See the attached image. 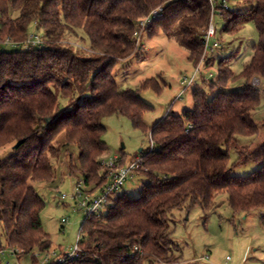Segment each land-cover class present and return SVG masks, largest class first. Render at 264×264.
Returning <instances> with one entry per match:
<instances>
[{"label": "trees", "instance_id": "16d2710c", "mask_svg": "<svg viewBox=\"0 0 264 264\" xmlns=\"http://www.w3.org/2000/svg\"><path fill=\"white\" fill-rule=\"evenodd\" d=\"M235 1L247 7L223 12V30L235 33L252 21L259 33L240 74L246 80L243 88L224 89L238 75L222 66V58L218 77L210 81L216 92L195 88L191 108L169 111L148 127L144 117L154 106L138 90L121 87L113 68L133 55L138 21L160 6L164 13L150 34L163 30L199 64L205 48V34L199 31L211 22L208 0H0V146L13 135L24 139L0 157L1 236L16 256L52 250L40 217L45 201L33 185L53 179L49 157L75 145L79 164L70 172H79L87 184L98 178L100 160L109 151L102 118L114 113L128 116L136 128L149 129L153 145L141 153L142 166L152 169L144 173L148 181L138 196L121 191L101 217H85L80 239L85 253L66 264H125L141 252L151 259L180 258L181 247L172 239V210L211 208L217 193L227 194L235 213L264 209V139L254 146L238 140L260 131L253 112L262 90L252 79L264 80V0ZM32 25L41 30L32 34L42 43L25 47ZM6 36L20 46L6 44ZM152 82L143 86L154 87ZM60 97L67 99L63 106ZM61 133L62 147L51 145ZM249 161L260 167L246 175L235 172ZM100 181L96 188L105 184L104 175ZM261 219L264 223V213ZM5 245L0 241V250Z\"/></svg>", "mask_w": 264, "mask_h": 264}, {"label": "rangeland", "instance_id": "374dc122", "mask_svg": "<svg viewBox=\"0 0 264 264\" xmlns=\"http://www.w3.org/2000/svg\"><path fill=\"white\" fill-rule=\"evenodd\" d=\"M246 7L243 3L231 1L232 10L244 11ZM212 22L216 34L210 39V46H213L215 41L219 46L208 51L204 48L199 64L189 58L188 50L181 46L176 38L167 37L161 29L151 35L149 31L155 30L154 25L140 27L137 24L140 29L137 31L138 35L134 33L135 51L129 58L117 62L113 68V76L121 87L138 90L142 98L154 106L144 117L148 127L169 111L180 113L191 108L195 88H203L208 95L216 92L218 89L212 90L210 81L218 77L222 58V66L230 67L238 75L224 89L235 91L243 88L246 80L240 74L250 59L253 45L259 41L257 28L249 21L235 33L224 31L227 20L220 13L214 15ZM207 28L199 32L205 34ZM34 32L41 33V30L32 25L30 33ZM7 38L9 36L2 39L6 42ZM70 40L71 43L76 42ZM76 44L87 48V44L82 41ZM151 79H154V87L143 86ZM258 86L262 90V97L259 107L253 112V118L259 124L260 131L256 135H239L238 140L242 145L254 146L264 139V80L260 79ZM59 102L60 106H63L67 99L60 97ZM102 123L106 127L103 139L107 142L109 151L107 156L100 160L103 165L100 176L104 175L106 179L107 172L103 163L106 159L117 156L121 163L129 165L142 154L141 152L151 147L152 143L149 129L134 127L128 116L110 114L102 118ZM16 142V135H13L1 145L0 157H7ZM64 142L65 136L61 133L51 145L62 147ZM231 156L232 161H235L237 151L232 149ZM49 160L53 167V179L34 181L33 185L45 201L40 217L44 230L50 235L51 249L56 252H69L77 243L79 234L83 233L81 227L86 217V213L78 208L81 197H75V185L85 179L79 172H70V169L76 170L74 165L79 164L78 148L71 145L60 151L58 157L50 156ZM142 163L133 175L128 177L122 188L130 197L138 196L148 181L146 170H151L152 167L142 166ZM258 167L259 163L249 161L235 169V172L246 175ZM100 176L88 184L84 182L85 190L96 193L99 190V187L96 188L97 183H102ZM63 194L66 197H62ZM213 202L211 208L196 205L188 209L185 205L172 210V239L180 245L182 257L173 256L167 261L160 258L151 259L142 253L136 257L130 256L129 262L125 264H133L132 260L135 264H264V223L261 219L264 209L235 213L228 204L225 192L215 194ZM62 218H66L67 222L63 223ZM1 232L0 223V241L5 245V237L1 236ZM4 247L1 261L5 264H30L35 260L34 254L41 262L46 256V252L37 249L31 254L16 256L18 253L15 255L10 247ZM227 256L230 257L229 260Z\"/></svg>", "mask_w": 264, "mask_h": 264}, {"label": "built area", "instance_id": "2783aa9c", "mask_svg": "<svg viewBox=\"0 0 264 264\" xmlns=\"http://www.w3.org/2000/svg\"><path fill=\"white\" fill-rule=\"evenodd\" d=\"M208 1L211 8V22L204 35L205 48L207 51L219 46V43L217 41L213 43V46H210V39L214 37L216 34V28L212 22V19L214 15L218 13L222 14L223 12L231 9L232 0H208ZM163 13H164L163 6L155 8L150 12L149 15L141 18L138 21V25H140V27L141 26L151 27L153 22L157 18L161 17ZM135 34L138 35V32H135ZM6 43L13 47L20 46L19 43L12 41L10 38L6 39ZM23 43L25 47H28L30 44H41L42 38L38 35L32 34ZM253 84L255 86H258L260 84V79L255 77L253 80ZM142 162H143L142 154L135 160H132L129 165H125L121 163L120 158L117 156H115L114 158L106 159L103 162L107 172L106 182L103 186L98 188L99 190L96 193H90L87 190H85L84 187L85 181L77 182V184L75 185V192H76L75 197L76 198L81 197L78 203V208L80 210H83L86 213V216L95 215L96 217H101L103 214L107 212L109 207L114 205L115 198L117 194L122 191L125 181L128 179L130 175H133V173L137 170V168H139ZM62 197H66V195L63 194ZM62 222L66 223L67 219L62 218ZM82 236L83 233H80L78 236V241L74 245L71 251L56 252L54 249L44 251L46 252V256L41 262L38 260L36 254H34L35 260H33V262L30 264H66L68 261H72L74 259L79 258L82 254L85 253L83 247L80 244V239H82ZM4 251H5L4 249L0 250V261ZM142 253L143 252H141L140 254ZM229 259L230 257L227 256V260Z\"/></svg>", "mask_w": 264, "mask_h": 264}, {"label": "water", "instance_id": "95a60500", "mask_svg": "<svg viewBox=\"0 0 264 264\" xmlns=\"http://www.w3.org/2000/svg\"><path fill=\"white\" fill-rule=\"evenodd\" d=\"M50 120H51V119L48 118V122H49ZM22 142H24V139L19 140V141L15 144V147H18Z\"/></svg>", "mask_w": 264, "mask_h": 264}]
</instances>
